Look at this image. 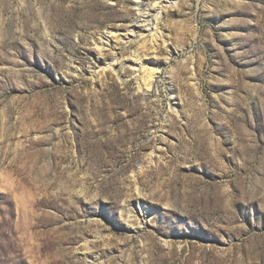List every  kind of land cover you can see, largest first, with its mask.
Wrapping results in <instances>:
<instances>
[{
  "label": "rangeland",
  "instance_id": "rangeland-1",
  "mask_svg": "<svg viewBox=\"0 0 264 264\" xmlns=\"http://www.w3.org/2000/svg\"><path fill=\"white\" fill-rule=\"evenodd\" d=\"M0 264H264V0H0Z\"/></svg>",
  "mask_w": 264,
  "mask_h": 264
},
{
  "label": "bare ground",
  "instance_id": "bare-ground-1",
  "mask_svg": "<svg viewBox=\"0 0 264 264\" xmlns=\"http://www.w3.org/2000/svg\"><path fill=\"white\" fill-rule=\"evenodd\" d=\"M139 13V12H138ZM149 14V13H148ZM143 16V15H142ZM140 17V16H139ZM157 17V16H156ZM138 20V19H137ZM153 20V19H152ZM151 20V21H152ZM157 20V19H156ZM148 22L150 21V19L149 20H147ZM141 23V21L140 22H138V21H134L133 22V27H131L132 29H130V31L131 32H135V33H137V32H141V31H143V29L145 28V24H143V25H141L140 24ZM143 23V22H142ZM146 23V22H145ZM150 23V22H149ZM148 23V24H149ZM140 24V25H139ZM131 26H132V24H131ZM147 31V30H146ZM145 69V68H144ZM148 69V68H147ZM118 72V71H117ZM120 72V71H119ZM153 75H154V71H152V70H148V73H147V83H146V85H147V91L149 90V88L151 87V81H152V79H153ZM141 76V75H140ZM149 92V91H148Z\"/></svg>",
  "mask_w": 264,
  "mask_h": 264
}]
</instances>
